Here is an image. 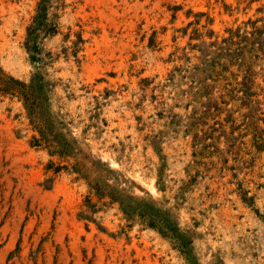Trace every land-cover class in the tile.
Listing matches in <instances>:
<instances>
[{
  "label": "rangeland",
  "instance_id": "obj_1",
  "mask_svg": "<svg viewBox=\"0 0 264 264\" xmlns=\"http://www.w3.org/2000/svg\"><path fill=\"white\" fill-rule=\"evenodd\" d=\"M40 1L0 0V264H264V0Z\"/></svg>",
  "mask_w": 264,
  "mask_h": 264
},
{
  "label": "trees",
  "instance_id": "obj_2",
  "mask_svg": "<svg viewBox=\"0 0 264 264\" xmlns=\"http://www.w3.org/2000/svg\"><path fill=\"white\" fill-rule=\"evenodd\" d=\"M49 2H50V0H41L40 1V5L38 7V14L36 15V19L34 21V24H37V25L42 24L41 21H43V19L46 17Z\"/></svg>",
  "mask_w": 264,
  "mask_h": 264
}]
</instances>
